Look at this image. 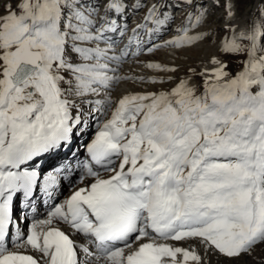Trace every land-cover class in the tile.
Wrapping results in <instances>:
<instances>
[{
	"label": "snow or ice",
	"instance_id": "snow-or-ice-1",
	"mask_svg": "<svg viewBox=\"0 0 264 264\" xmlns=\"http://www.w3.org/2000/svg\"><path fill=\"white\" fill-rule=\"evenodd\" d=\"M0 264H264V0H0Z\"/></svg>",
	"mask_w": 264,
	"mask_h": 264
},
{
	"label": "rangeland",
	"instance_id": "rangeland-1",
	"mask_svg": "<svg viewBox=\"0 0 264 264\" xmlns=\"http://www.w3.org/2000/svg\"><path fill=\"white\" fill-rule=\"evenodd\" d=\"M145 2L147 3V0H145ZM252 6H253L252 4L246 5V7H249V8H251ZM214 19H216V24L213 25V28H219L223 25L224 20H223L222 10H217L216 17H214ZM177 22L180 23L181 18H179ZM193 34H195V33H193ZM173 35H174V33L172 31H170L168 35L165 34V35L161 36L157 40V43L163 42L164 40H167V39H171L173 37ZM214 40H217V38L216 37H209L207 40H205L201 43H202V45H208L211 48V47L216 46L213 43ZM217 43H218V40H217ZM199 45L200 44H198V46ZM197 47L195 50L192 48H188L185 50H175L174 52H172L173 51L172 49H161V50L156 51L155 55H153V56L143 55L139 58L141 59V63H144V64L148 63V62H158L161 65H165L168 67H175L178 69L176 74L181 75L179 77H185V76L191 74L189 72V69H195L196 72L199 73L202 70V67L204 66V64L206 65L208 62V60H205L202 56L205 53V50L202 49L203 46L201 49H197ZM231 67H234V65H231ZM161 76L163 77V75H161ZM161 76H156V77L160 78ZM193 82L196 84H201L202 83V77L194 76ZM152 88L153 87L151 85L150 86L146 85V86H140L137 89L139 91H144V90L151 91V90H154Z\"/></svg>",
	"mask_w": 264,
	"mask_h": 264
},
{
	"label": "bare ground",
	"instance_id": "bare-ground-1",
	"mask_svg": "<svg viewBox=\"0 0 264 264\" xmlns=\"http://www.w3.org/2000/svg\"><path fill=\"white\" fill-rule=\"evenodd\" d=\"M200 45L199 46L196 45V46L192 47V49L195 50L197 46H198L197 49H201L202 46H203L202 49L205 50V53L202 56H203V58L205 60H209L213 55H219V53L216 51V46L210 48V46L202 45V43H200ZM174 51L175 50H173L172 52H174ZM155 53L156 52L151 53V54L147 53V55L146 54H144V55L153 56V55H155ZM148 63H158V62H148ZM143 64L144 63H141V59L140 58L138 60L137 59H133V60H131L130 62L126 63L123 66L121 73H122V75H127V76H132V77H141V76H143V77H156V76L163 75V78H165V79H167L168 76H178V77L181 76V75L176 74V72L175 73H163V72L151 71V70H148L147 68L143 67ZM204 66H205V64H204ZM203 67H202V69H203ZM208 67H211V65H208ZM140 86H146V85H140V84L134 83L132 80H127L125 82H122L117 87L116 92L114 93V98H115V96H118V95H120L121 93H124V92H138L139 90L137 88L140 87ZM86 143H87V141H86ZM78 155H80V157L83 158V156H84L83 148H82V151L79 150ZM68 194H69V190H68V193L65 196H67ZM61 199H63V197Z\"/></svg>",
	"mask_w": 264,
	"mask_h": 264
}]
</instances>
